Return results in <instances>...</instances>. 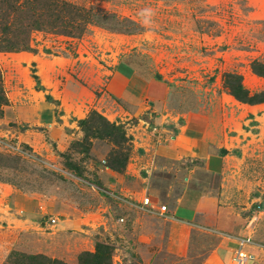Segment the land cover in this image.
Listing matches in <instances>:
<instances>
[{
    "label": "rangeland",
    "instance_id": "obj_1",
    "mask_svg": "<svg viewBox=\"0 0 264 264\" xmlns=\"http://www.w3.org/2000/svg\"><path fill=\"white\" fill-rule=\"evenodd\" d=\"M67 1L93 10L84 35L36 32L35 53L0 54L9 101L0 107V264H81L98 243L112 248L111 264H200L218 245L216 232L194 231L186 254H174L164 217L143 215L134 223L123 204L91 185L106 186L114 180L109 173L131 183L141 149L161 146L152 127L168 140L201 114L228 133L229 154L264 189V103H241L226 87V76L236 74L252 94L264 90V78L251 68L264 62V0ZM118 72L162 91L149 95L162 102L145 115L151 125L108 94L106 82ZM130 102L129 109L140 105ZM24 111L31 122L19 119ZM107 123L127 140L108 137ZM193 165L173 170L184 174ZM167 174L156 170L153 177L160 205H167Z\"/></svg>",
    "mask_w": 264,
    "mask_h": 264
},
{
    "label": "crops",
    "instance_id": "obj_2",
    "mask_svg": "<svg viewBox=\"0 0 264 264\" xmlns=\"http://www.w3.org/2000/svg\"><path fill=\"white\" fill-rule=\"evenodd\" d=\"M125 75L121 72L113 74L106 82L107 92L121 103L127 114L149 125L151 122L145 120V115L160 109L162 102L152 97H157L162 91H151L150 87L140 86ZM133 99L140 105L129 109V106L133 108L130 104ZM19 119L31 122L25 111L20 113ZM156 121L161 124L163 117H157ZM214 125L212 119L201 114L196 120L189 119L178 128L177 133H169L171 140L163 136L161 146L141 149L131 183L118 173H109L114 180L106 181L104 187L124 198L125 201L117 203L123 204L125 216L137 223L141 221L139 216L149 215L140 204L144 197L159 204L153 180L156 170L168 169L170 174H167L169 178L166 179L167 192L164 196L168 207L164 217L168 226V250L184 256L194 231L216 232L221 239L200 264H233L236 252L241 248L255 256L248 264H264L262 182L250 178L246 168L229 154L228 133L222 134ZM216 146H222L226 153L217 154ZM161 161L169 164L162 165ZM186 161L194 162V165L183 168L184 174H177L181 169L175 173L174 167L184 165ZM255 191L262 194L256 195ZM19 197L24 196L14 194L15 199Z\"/></svg>",
    "mask_w": 264,
    "mask_h": 264
},
{
    "label": "trees",
    "instance_id": "obj_3",
    "mask_svg": "<svg viewBox=\"0 0 264 264\" xmlns=\"http://www.w3.org/2000/svg\"><path fill=\"white\" fill-rule=\"evenodd\" d=\"M94 15L93 10L67 0H0V53H35L33 35L36 32L80 37L85 34L89 23L94 21ZM251 68L255 75L264 78L263 61H254ZM226 87L231 95L241 103L248 105L264 103V90L252 94L244 86L243 78L240 75L228 74ZM8 104L9 101L0 85V107ZM1 115H3V110L0 108ZM91 120L93 119L82 121L81 126L87 122L89 124ZM107 124L109 126L108 137L116 139L114 141L117 144L127 140L121 127ZM87 131L92 132L91 124L88 125ZM31 259H37V257ZM111 260L112 248L102 243H98L96 253H85L80 258L81 264H111ZM49 263L66 264L59 260H51Z\"/></svg>",
    "mask_w": 264,
    "mask_h": 264
},
{
    "label": "built area",
    "instance_id": "obj_4",
    "mask_svg": "<svg viewBox=\"0 0 264 264\" xmlns=\"http://www.w3.org/2000/svg\"><path fill=\"white\" fill-rule=\"evenodd\" d=\"M151 133L156 137V143L158 145L163 144V132L160 130L159 126L152 127ZM170 137L168 140H171ZM92 189L97 191L100 195L108 200H113L116 202L125 201L122 196H120L116 191L106 188L99 185H91ZM141 207L147 214L157 215L166 217L168 213V207L166 205H159L156 202H153L149 197H144L140 203ZM59 221L58 218H50L51 224H56ZM124 221V219H122ZM255 259L254 254L244 250L243 248L239 249L236 252V256L233 259V264H248Z\"/></svg>",
    "mask_w": 264,
    "mask_h": 264
}]
</instances>
